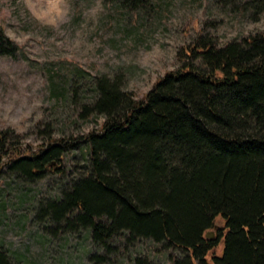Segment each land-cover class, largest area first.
<instances>
[{"label":"trees","instance_id":"16d2710c","mask_svg":"<svg viewBox=\"0 0 264 264\" xmlns=\"http://www.w3.org/2000/svg\"><path fill=\"white\" fill-rule=\"evenodd\" d=\"M241 9L258 20L264 0ZM17 49L0 27V53ZM178 60L140 99L119 78L96 76L85 114L104 122L84 136L89 163L46 211L67 229H90L107 251L126 233L189 252L174 264H264V31L222 44L203 30ZM21 138L0 130V173L5 155L30 180L66 175L73 143L24 149ZM0 264H11L1 250ZM134 264L156 263L137 256Z\"/></svg>","mask_w":264,"mask_h":264},{"label":"rangeland","instance_id":"374dc122","mask_svg":"<svg viewBox=\"0 0 264 264\" xmlns=\"http://www.w3.org/2000/svg\"><path fill=\"white\" fill-rule=\"evenodd\" d=\"M243 1L147 0L136 8L127 0H0V27L18 46L14 56L0 53V130L21 134L24 149L59 138L74 144L65 176L30 180L1 158L0 250L11 264H134L137 256L174 264L188 256L149 238L129 241L126 233L107 251L90 229L54 222L46 205L86 171L84 136L104 122L85 114L96 76L119 78L124 90L144 98L203 30L222 44L264 31V12L253 20ZM223 251L224 238L216 253Z\"/></svg>","mask_w":264,"mask_h":264}]
</instances>
